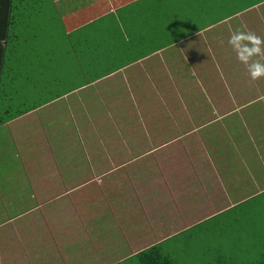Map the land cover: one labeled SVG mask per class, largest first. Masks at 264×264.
Returning <instances> with one entry per match:
<instances>
[{
    "label": "crops",
    "instance_id": "0c3cea01",
    "mask_svg": "<svg viewBox=\"0 0 264 264\" xmlns=\"http://www.w3.org/2000/svg\"><path fill=\"white\" fill-rule=\"evenodd\" d=\"M237 29L264 38V0H0V49L27 47L3 74L0 54L7 112L37 107L0 124V264L174 258L216 212L256 209L264 77Z\"/></svg>",
    "mask_w": 264,
    "mask_h": 264
},
{
    "label": "trees",
    "instance_id": "16d2710c",
    "mask_svg": "<svg viewBox=\"0 0 264 264\" xmlns=\"http://www.w3.org/2000/svg\"><path fill=\"white\" fill-rule=\"evenodd\" d=\"M13 20H10V25ZM211 23H215L216 21L211 18ZM9 28H13V26H9ZM10 30V29H9ZM12 38H10V32L7 33V40L6 44L2 45V49H0L2 54V74L5 70V65L8 63V60L11 58H14V60L18 58L23 59V53L27 51V47L24 45V43H21L19 40H14L15 35H11ZM18 41V43L16 42ZM1 74V75H2ZM21 92L19 94L24 95L26 94L24 92L25 86L19 87ZM11 99H7L5 96L2 95L0 90V102H7L5 106V110L1 115L0 124H4L7 122H10L13 119H16L31 110H35L37 108L36 106L32 107H24L20 110H9L7 112L8 107H10ZM264 195V194H263ZM264 196H259V201L257 203V208L254 210L249 209L247 214L256 213V217L258 218L257 221V227H251V223H246L245 219V213L244 210L246 208H236L235 210H224L221 212H216L213 214L212 218H210L208 221L205 222V224H202L199 228L195 227L192 230V236H195L200 229L208 230L209 232H205V235H209L210 231H219L223 234L222 231H225L227 236H223L221 247H213L210 244L205 245L204 252H207L209 255L207 256V259H203L200 261H196V257L193 255H190L189 259H194L196 264H237L236 262L238 259L232 260L228 259L229 256H232L233 252L237 251H243V249H240V247L243 244H247L250 241V238L253 237V234L260 238H264V203H260L261 201H264ZM250 208V207H249ZM253 224V223H252ZM225 229V230H224ZM233 245L237 246V249L233 248ZM172 247H178L174 243L171 242ZM207 246L213 247L214 250L210 252V249L207 250ZM167 250V251H166ZM190 249L183 248L181 251H177L176 256L174 258L170 257L168 254L169 248L167 246H156L152 247L149 250L142 251L137 255L136 261H122L118 264H128L131 262V264H182L185 263L182 261V255L186 254V251ZM207 250V251H206ZM166 251V252H165ZM188 251V252H189ZM187 252V253H188ZM215 253V255H213ZM207 255V254H206ZM257 262V261H256ZM254 262V263H256ZM251 263V264H254ZM245 264V263H243ZM256 264H264V254L263 256L258 260Z\"/></svg>",
    "mask_w": 264,
    "mask_h": 264
},
{
    "label": "rangeland",
    "instance_id": "374dc122",
    "mask_svg": "<svg viewBox=\"0 0 264 264\" xmlns=\"http://www.w3.org/2000/svg\"><path fill=\"white\" fill-rule=\"evenodd\" d=\"M4 173L6 175V179L4 178V180H6L7 182H11L12 184L16 183L17 179H16V177H14L13 174L8 175L7 171ZM262 196H264V195H262ZM260 203H264V201H261ZM249 209L250 208L247 207L246 210H244L245 216L248 213ZM257 220H258V218L256 217V213L247 214L246 219H245L246 223H249V222L253 223ZM205 232H209V231L206 229L205 230L200 229L195 236H191L188 238L189 244L186 245L184 248L190 249V251L187 250L186 254L182 255V261L183 262L185 261V263H182V264H196L195 263L196 261L203 260L205 258V256L209 255L207 252H204L205 245L210 244L215 248H217L219 246L221 247V243H222L221 239H223V236H227L225 231H222L223 234L219 231H210L209 235H205ZM259 241L261 243L258 245L249 244V243L243 244L240 247V249H243V251L233 252L232 256H229V257L233 258V259L245 258V259L249 260L248 262H242V263L251 264V263H254L256 261L258 262V260L264 254V238L260 239ZM83 245L85 247L86 243H83ZM183 246H184V244L181 246L182 249H183ZM69 247L70 246H68L67 248H69ZM72 247L74 249L76 246L73 245ZM72 247L70 249V252H71V250H73ZM213 247L207 246V248H208L207 250L210 249V252H212L214 250ZM233 248L237 249V246L233 245ZM84 250H85V248L83 249V251ZM83 251H81V255H79V256H81L80 264H90L91 262L86 259L85 255L82 254V253H84ZM190 255H193L194 257H196L197 258L196 261L194 259H189V257H191ZM133 260H136V258ZM105 263H107V262L105 261ZM256 263H254V264H256ZM77 264H78V261H77ZM128 264H131V262H129Z\"/></svg>",
    "mask_w": 264,
    "mask_h": 264
},
{
    "label": "clouds",
    "instance_id": "9594fccd",
    "mask_svg": "<svg viewBox=\"0 0 264 264\" xmlns=\"http://www.w3.org/2000/svg\"><path fill=\"white\" fill-rule=\"evenodd\" d=\"M238 40H246L248 42L244 45L243 53H241L236 47V42ZM228 43L233 46L234 50H237V58L247 65L251 80L255 81L264 77V62H261L259 59H252L254 56L259 57L264 55V38L256 35L254 32H246L237 29L230 36Z\"/></svg>",
    "mask_w": 264,
    "mask_h": 264
}]
</instances>
